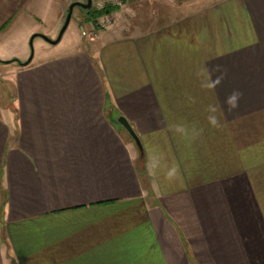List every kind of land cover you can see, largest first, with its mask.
Wrapping results in <instances>:
<instances>
[{
    "label": "crops",
    "instance_id": "1",
    "mask_svg": "<svg viewBox=\"0 0 264 264\" xmlns=\"http://www.w3.org/2000/svg\"><path fill=\"white\" fill-rule=\"evenodd\" d=\"M148 2L147 21L28 58L82 0H0V264H264V0ZM204 64L226 73L214 92ZM153 151L182 181L149 173Z\"/></svg>",
    "mask_w": 264,
    "mask_h": 264
},
{
    "label": "rangeland",
    "instance_id": "2",
    "mask_svg": "<svg viewBox=\"0 0 264 264\" xmlns=\"http://www.w3.org/2000/svg\"><path fill=\"white\" fill-rule=\"evenodd\" d=\"M148 1L149 0H110L108 3H103V0L102 1L92 0L91 9H95L96 11L102 10V8L107 5L118 7L117 8L118 10L116 12L112 14H108L96 20L95 22L89 21L86 18L87 13L85 10L75 8L73 10L72 17L67 30L63 34L61 41L56 45H51L50 43L43 40L41 36L47 38L50 41H56L64 23H61L58 29H56L55 27H53L52 29L51 26L53 25L54 21H52V19L49 18L48 21L45 20L44 22L45 24L43 30L44 34L42 32L35 33L38 34V36L33 39L31 45H30L31 37L34 34H32L28 39L27 42L28 58L31 55L34 58L40 53L45 52L46 50L71 48L75 46H81V47L92 46L95 43L94 42L95 38L99 37V35H101V33L105 31H110L118 27L119 28L127 27L128 24L133 25L137 20L147 21L148 19L147 10L150 4ZM82 4H86V0H82ZM67 13L68 10L63 14L64 22ZM116 13L118 14L115 15ZM54 16L56 19V15ZM46 29L52 31L55 36H52V34H49L50 35L49 37L46 36L45 33H49L48 31H46ZM51 38H53V40ZM13 64L17 66L16 65L17 63H13ZM182 244H183V248L185 249V252L189 254L190 252H189L188 244L186 242ZM183 260L185 259H182L180 264H187L186 261ZM190 262L191 261H189L188 264H191Z\"/></svg>",
    "mask_w": 264,
    "mask_h": 264
},
{
    "label": "clouds",
    "instance_id": "3",
    "mask_svg": "<svg viewBox=\"0 0 264 264\" xmlns=\"http://www.w3.org/2000/svg\"><path fill=\"white\" fill-rule=\"evenodd\" d=\"M216 73L220 74L217 75ZM194 75L199 81V86L202 90L214 92L222 83L226 73L222 72L218 65L210 68L207 64H204L195 70ZM242 96V92L234 90L225 98L224 104L227 105L229 111L239 107ZM189 100L193 103L196 102L195 98L191 96H189ZM205 111L207 112L206 120L209 126L218 130L223 128L224 125L221 122L223 108L219 104H209ZM168 128L170 131L179 134L182 138H186L189 141L198 139L203 133V129H198L195 126L189 127V125L183 122L169 124ZM148 171L152 175H162L163 181L166 183L182 181L179 165L175 162L171 164L166 163L163 154L158 151L151 153L148 161Z\"/></svg>",
    "mask_w": 264,
    "mask_h": 264
},
{
    "label": "water",
    "instance_id": "4",
    "mask_svg": "<svg viewBox=\"0 0 264 264\" xmlns=\"http://www.w3.org/2000/svg\"><path fill=\"white\" fill-rule=\"evenodd\" d=\"M75 8H79V9H83L85 11H90L91 8H92V0H86V4H80V3H73L69 6L68 8V13L66 15V19H65V22H64V25L58 35V38L56 41H50L48 40L47 38L41 36V38L43 40H45L46 42L50 43L51 45H56L58 44L61 39H62V36L63 34L65 33V31L67 30L68 26H69V23H70V20H71V17H72V13H73V10ZM37 37V36H35ZM33 37L31 39V43L33 41V39L35 38ZM30 62V60L25 64V66ZM118 124L127 132V134L130 136V138L135 142L136 146L138 147L139 151H140V154H141V158L143 157V149H142V145H141V142L139 140V138L137 137V135L135 134V132L133 131L132 127L130 126V124L127 122V120L123 117L119 118L118 119Z\"/></svg>",
    "mask_w": 264,
    "mask_h": 264
},
{
    "label": "trees",
    "instance_id": "5",
    "mask_svg": "<svg viewBox=\"0 0 264 264\" xmlns=\"http://www.w3.org/2000/svg\"><path fill=\"white\" fill-rule=\"evenodd\" d=\"M117 8L118 7H116V6L107 5V6L103 7L102 10H99V11H96L95 9H91L90 11H86V13H87L86 18L89 21L95 22L96 20H98V19H100V18H102L108 14H112V13L116 12L118 10ZM18 64L20 66H25V64H21L19 62H18Z\"/></svg>",
    "mask_w": 264,
    "mask_h": 264
}]
</instances>
